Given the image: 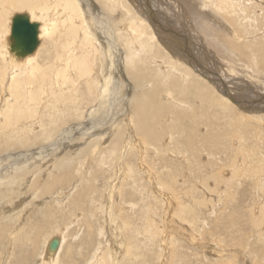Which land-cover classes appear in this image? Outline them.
Masks as SVG:
<instances>
[{
  "label": "bare ground",
  "instance_id": "bare-ground-1",
  "mask_svg": "<svg viewBox=\"0 0 264 264\" xmlns=\"http://www.w3.org/2000/svg\"><path fill=\"white\" fill-rule=\"evenodd\" d=\"M248 1L250 0H197L202 10L210 2L216 3L213 8V16L216 20L211 19L208 23L205 14L200 15L201 21L207 25L208 29L203 33L209 36H207L208 45L206 44L209 50H206L205 54L217 59L208 66L204 61H199L202 59L201 56L196 58L192 49H181L174 41H166L165 38L168 39L169 36H159L160 39H157V31L149 24L153 12L149 7L148 9L146 7V10L143 7L142 9L141 4L139 6L136 0H0V149L13 148L14 151L15 149L27 151L35 145L32 143H38L36 144L38 146L40 143L47 144L56 135L64 137L76 134L86 138L84 144L75 142L78 145L73 151L64 152L62 155H57L55 152L49 154L52 161L49 166H46L45 171L51 173L46 180L41 179L44 182L38 187L37 183H33L36 169L33 170L27 160L19 159L22 155L27 158L28 155L25 153L18 154L14 162L6 163L9 174L0 171V207H4L6 203L7 207H11L7 208V211L13 212L14 214L10 213L15 217L20 214L22 216L21 212L25 210L24 206L21 208L25 200H20L17 207L12 205L15 204L12 200L15 187L18 189L20 186L25 187L29 182L30 185L33 183L34 189L48 192V189L68 180V184L71 183L72 180L70 181L69 178L73 177L75 171L78 176L77 180H73L67 188V193L62 196H47L39 199L40 201L34 196V202L41 204L38 215H43L38 222L21 220L27 223L21 228L0 221V264H12L11 260L14 264H28L27 261L31 260V256L33 264H77V256L74 257L71 250L66 248L68 240L66 226L61 229H58V225L55 227L58 235L55 231L54 237L59 239V243L53 252L48 251V244L54 237L43 239L42 246L40 245L41 250L37 249L38 254L34 251L35 246H32L34 249H30L34 257L31 254L27 255L25 250H21L16 256L19 259L15 260L11 246L31 242L30 234L41 230L40 223L45 221L44 217L48 218L49 212L51 218L54 217L49 207L51 202L48 205L46 198H51L56 206L63 208L66 200L73 197L79 205L77 211H81L83 210L79 202L81 190L76 192L79 184L86 181L83 185L91 191L97 177L104 176L105 173L107 182L104 193L101 195L102 200L98 199V202H94L91 197L93 208L90 213L92 217L94 213L101 212L107 215L108 222L99 229L103 245L100 244L96 248V242L93 240V224L89 220L90 217L83 213L80 214L82 215L80 220L81 222L85 220L87 224L88 241L76 233L74 238L79 239L77 241L79 244L76 243L74 247H78L76 249L78 252L79 248L82 249L85 244H90L91 252L82 255L85 264H119L122 258L130 254L133 255L130 256V260L139 261L143 253L140 243L136 242L137 234L135 238L133 235L135 231L140 235L141 229L145 226L141 228V225H135L137 224L135 220L139 219L137 210L135 214L138 218L132 221L124 216L126 220L119 221L118 218L121 217L119 207L123 210L134 209L135 193L142 195L146 187V180L144 181L146 171H149L150 180L153 176L156 182L161 180L153 169L145 167L144 154L148 152V145H154L153 155L169 153L166 145L163 146V143L157 145V142L166 140L165 136L171 139L173 135L175 145L169 150H173L175 154L177 151V155L180 154L181 157L187 154V157L183 158L186 159V164L187 160L201 163L202 154L210 158L219 153L222 154L225 150H219L218 146H224L226 140L229 144L235 140L236 152L234 150L231 155L227 153L230 163L219 167L221 169L230 166V176L226 178L220 174L218 179L223 182L229 180L231 184L232 178L235 180L247 170L250 173L247 178L252 179V182L264 189V150L258 157L256 156L257 158L253 155V152H256L254 147L257 141L254 138L260 134L264 135L261 132L264 129V105L253 103L255 98L258 101L257 95H260L262 90L257 91L259 93L254 91L253 97L247 95L245 99L243 98L244 101L240 98V101H243L240 106L246 110L244 113L235 107L239 99L237 96L241 92L236 94L232 87L229 89L226 85L231 83L232 75H241L242 79L244 77L247 81H252L253 87L264 86L262 78L264 76V3L251 4ZM223 8H227L228 19L233 24L231 27L225 28L224 23L218 22ZM17 13H26L31 21L38 24L37 47L32 53L23 57L15 55L10 50L11 23L13 16ZM229 28L230 30L225 33V30ZM229 35H231L230 38ZM45 38L50 39L47 49L48 51L50 48L51 54L48 57L50 61L40 62L37 56L43 52ZM41 40H43L42 43ZM210 46L219 53H225L227 61L216 56ZM219 60L226 62V70L217 73L218 67H223ZM237 64L241 65L239 70L235 67ZM241 78L236 79L241 80ZM250 90L253 89L250 88ZM115 102L121 105V110H116L117 113L111 109ZM43 104H45L44 109ZM87 106L90 107L86 111ZM35 126L39 127L36 132ZM61 138H59L60 142L64 140ZM54 143L47 145L52 146ZM261 147L264 146L261 145ZM41 152L34 151L36 154ZM234 153L241 156L233 157ZM32 154L33 152L30 156ZM36 158L43 159L39 155ZM156 158L160 161L159 157ZM162 160L166 161V158L163 156L160 162ZM178 160L181 159L178 158ZM209 161L208 164L207 162L204 164L209 167L218 166L214 164L212 158ZM259 161L263 163L258 165ZM177 162L180 163V161ZM164 163L171 166L173 162L171 160V164L168 161ZM174 165L176 167L178 164ZM194 166L197 167V164L195 163ZM109 167L111 170L108 173ZM191 167L188 173L190 172L193 178H200L202 183L210 178H216V173H219L214 170V167L210 173L208 172L210 168L208 171L205 170L206 172L198 168L205 172L204 175L199 173L202 175L200 177ZM200 167L203 166L200 165ZM178 170L177 166L176 175L180 172ZM254 171L258 172V175ZM24 178L27 182L23 184ZM126 182L130 184V189L124 187ZM147 183L149 184L148 181ZM167 186L172 189L171 183ZM191 187L194 188L193 185ZM192 192V189H187L185 193L183 191L187 197ZM35 193L37 197H41L42 191ZM175 193H177L176 189ZM193 194V202L196 204L189 206L188 212L196 210V206H201L200 202L203 203L206 198L193 197ZM123 203L129 206H124ZM28 204L29 202L26 203L27 206ZM177 204L181 209H179L180 212L186 211L188 205L180 201H177ZM143 207L140 206L142 214ZM35 210L37 209L31 212ZM6 212L5 214L8 213ZM183 219L187 221L186 218ZM190 220L192 222L193 219ZM136 228L138 230H135ZM112 240L115 248L112 247ZM121 251H124V255ZM64 252L66 255L62 258ZM68 257H70L69 261H65L64 259Z\"/></svg>",
  "mask_w": 264,
  "mask_h": 264
},
{
  "label": "rangeland",
  "instance_id": "rangeland-1",
  "mask_svg": "<svg viewBox=\"0 0 264 264\" xmlns=\"http://www.w3.org/2000/svg\"><path fill=\"white\" fill-rule=\"evenodd\" d=\"M139 1L137 2V0H136V2L138 3L139 6L141 4V8L143 7L146 10V7H147V9L149 7L151 12H153L151 20L149 21L150 23L149 22L148 23L151 25L152 29L154 27V29L157 31V33L155 32L157 34V39H160L159 36H163V37L169 36L168 39L165 38L166 41H172V42L174 41L176 43V45H178V47H180L181 49H188V50L192 49L191 51H193V53L196 55V58L197 57L199 58L201 56L200 58H202V59H199V61H202V62L204 61V63H207L208 66L210 65V63L217 60L216 58H211L207 54H205L206 50H209L206 46V44L208 45L207 41H208L209 36L207 34L203 33L204 31H206L207 25L203 21H201V19H200L201 18L200 15L204 16V14H205V19L207 20L208 23L211 21V19L216 20L213 16L214 15L213 8H214V4H216V3L210 2L208 4V6L203 8V10H202V6L199 5L197 0H189V1L188 0H139ZM146 2H147V4H146ZM250 2H251V4H254L255 2L264 3V0H250V1H248V3H250ZM226 10H227V8L226 9L223 8L221 10V13H220L221 17H220V19H218V22H220V24L224 23V27L228 28V27L233 26V24H232L231 20L228 19L229 18L227 15L228 12ZM23 11H26V10H23ZM148 12L150 14V11H148ZM195 23H197V24H195ZM227 30L229 31L230 28L226 29L225 33L228 32ZM228 37L230 38L231 35H229ZM42 41L43 40H41V43H42ZM49 42H50V39L45 38L43 43H45L46 46H45V44H43V52H42L43 54L38 52L39 54L37 57H38V60H40V62H45V61L49 62L50 61L48 58L49 55L51 54L49 52L50 48L47 51V49L49 47ZM171 44H173V43H171ZM210 47L212 49V52H214L216 56H218L220 59L222 57L225 59V61H227V58H225V56H227V55L225 53H222V52L219 53L212 46H210ZM212 52H211V55L213 56ZM219 61L221 62V65L223 67L222 68L218 67L219 70L216 71L217 73H220V71L226 70L225 69L226 68V65H225L226 62L223 63V61H221V60H219ZM202 62H200V63L202 64ZM216 65H217V63H216ZM235 67L237 68V70H239L241 68V65L237 64V65H235ZM227 74H228V72H227ZM232 76H233V79H231V83L230 84L226 83V82L225 83L227 85V88L230 89L232 87L235 90L236 94L241 92L237 96L239 99L236 98L238 100L237 101L238 103H236V106H235L238 108V110L240 112L245 113V111H246L245 108H242L243 106H240V105L242 104V102L244 101V99L247 95L253 97L255 95L254 91L257 92L259 90H262L261 91L262 93L260 95H257L258 101L255 98L254 99L255 102H253V103L254 104L259 103L260 106L264 105V92H263L264 86L260 85L259 87H253L254 85H253L252 81L251 82H250V80L247 81V79H245L244 77H243V79H244L243 80L241 78V75L240 76L236 75L237 77L235 75H232ZM236 78H241L242 81L239 79H236ZM262 78L264 79V76H262ZM232 80H233V82H232ZM250 88L253 90H250ZM259 92H257V93H259ZM240 98L243 101H240L241 100ZM116 103L117 102L113 103L112 104L113 106L111 107V109H113L112 111L114 113H117V111L121 110V105L118 103H117L118 104L117 105ZM33 105H34V103H33ZM44 105L45 104L42 105L43 109L45 107ZM118 106H119V108H118ZM89 107L90 106H87L85 108L86 111H87V109H89ZM122 108H124V106ZM44 115H45V113H44ZM43 117H45V116H43ZM43 119L47 120V118H43ZM38 130H39V127L37 126L35 129V132ZM261 132L264 133V129H262ZM76 136H77L76 134H74L73 136H64V137L61 136L62 138H64V140H63L64 142L63 141L60 142L59 138H61V137L60 136L58 137L56 135L51 140H49L47 142V144L48 143L51 144L52 142H55L54 145H52L54 147H52L51 145H47L46 142L40 143V146L36 145L38 143L34 142L32 144H35V145L31 146L29 149H27V151L25 149L24 150L15 149V151H14V150H12L13 148L12 149H0V171L3 173H6L7 171H9L8 165L6 166V163L8 164V162H14L15 157L25 153L26 155H28V157L25 158L22 155L19 159L20 160H27L28 163L30 162V167H33L32 168L33 170L36 169L35 170L36 176L34 178L33 177L35 175L34 174L32 176V178L35 179V181H33V183L34 182L37 183V187H38L40 185V183L44 182L41 179L46 180V178H49L47 176H49V174L51 173V172L45 171V169L47 168L46 166H49L50 162L52 161L51 158L49 157V154H52L55 152V153H57V155H62L64 152L71 151V150L73 151L74 149H76V146L78 144H75V142L78 141V143H80V144L85 143L86 138H82L80 135L77 137ZM232 138H229V139H232ZM75 139H77V140L75 141ZM165 139L166 140H161L160 141L161 143L157 142V145H160L163 143L162 144L163 146L166 145V147H168L169 149H172L175 145L174 144L175 139L173 138V135L171 137L173 142L171 139H169V136H165ZM254 139H257V141H255V147L256 148L254 147V150L257 152V154H256V152H253V155H255L254 157L257 158L260 155V153H262L264 150V147H261V145L264 146V135H261V134L257 135V137ZM226 141H228V140H226ZM226 141L224 142L225 143L224 146L222 144H221L222 146H220V145L218 146L219 150H223V151L225 150L224 151L225 153L222 152V154L219 153L216 156L211 157L212 161L215 162L214 164H218V166L212 165V167L211 166L209 167L208 165H206V164H208V162H210L209 160L211 159L210 156L208 157V155H206V154H202L201 158H200L201 163L203 162V164H204L207 162L206 164H204L205 166L201 163L191 161L194 163L193 164V163L189 162V160H187L188 161L187 162L188 165H187L186 159H183V158L187 157V154H184L185 157H181L180 154L177 155L178 154L177 151L175 154V152L173 150L170 151L167 148L169 153L165 152L166 153L165 155H163V154L153 155L154 154V147H153L154 145L153 146L152 145L147 146L148 152L146 154H144L145 155V163L144 164L146 165L145 167H150L151 170L153 169L156 176L159 177L161 180L159 182L158 181L156 182L155 177L153 176L152 180H153V183H155V184L151 183L152 180H150V178L148 177L149 171H146L147 173H146V175H144V181L146 180V183H145L146 187H145L142 195L141 194L138 195V193H135L134 196L136 198H134V202H135V205L133 206L134 209L123 210L121 207H119L120 208L119 212L121 213V217L118 218L119 221H121V219H122V221L126 220L124 218V216H126L127 218H129L132 221L135 218H138L137 215L135 214V212L137 210L139 212V219L135 220V223H137L135 225L139 224V225H141V228L143 226H145L142 229L140 228L141 229L140 235H139V232H136V231L134 232V235H133L135 238V234H137L138 241L136 240V242L140 243L142 253H143V255L140 257V259H138L139 261L134 262V259L130 260L129 259L130 256H133L130 254V255H127L124 258H122V262L120 263V261H119L118 262L119 264H122V263L123 264H132V263H134V264H229V263L230 264H264V219H262V218H264V191H263L264 189H261L260 186H258L256 183L252 182V179L247 178L248 175L250 174L247 170L245 171L246 173L243 174L242 170L240 169V172H242V175L238 176V178H235L236 182H235L234 178H232L233 180L230 179L232 181L231 184H230L229 180H226L225 182H223V181L218 179L219 178L218 176L220 174H222L224 177L228 178L230 176V172H231L230 166L229 167L228 166L222 167L221 169L219 168L220 166H222L226 163L227 164L230 163L228 161L229 160L228 156L231 155V152H233L236 148L234 146L236 144L235 140L232 141L231 144H229V142H226ZM260 142H261V145H260ZM257 143H259V144L257 145ZM69 144H71V145H69ZM228 146H230V147H228ZM55 147H58V148H55ZM231 147H233V148L231 149ZM34 151H42V152H41V154H36V153H34ZM32 152H33V154H32V156H30ZM234 152H236V150ZM10 154H11V157H10ZM38 155L40 157H43V159L36 158V157H38ZM163 156L166 158V161L162 160V162H160L161 158H163ZM176 156H180L178 158L183 160V161L178 160V158H176ZM239 156H241V154ZM239 156H238V153L233 154V157H239ZM156 157H159L160 161ZM219 158L221 161L219 160ZM170 159L173 162L171 165L172 167L170 165L167 166V165H165L166 163H164V162L168 161L171 164ZM177 161H180V163ZM219 161L223 164H221ZM261 162L259 161L258 165L263 163V162L262 163ZM175 163L178 164V165H176V167L178 166V168H179L178 171H180V172H178V174L180 173V175H178V174L176 175V172H175L176 167L174 165ZM195 163L197 164V167L194 166ZM200 165L203 167H207V168L200 167ZM252 166L253 165H251V167ZM105 167H107V166L105 165ZM190 167L194 172L197 171L195 173L196 175H200L199 173H202V175H204V173L206 172L205 170H207V171L209 170L208 168H210V170L208 171L209 173L211 171H213L214 168H215L214 170H216V172L218 171L219 173H216L217 174L215 176L216 178H214V177L212 179L210 178V179H208L202 183V182H200V178H193L192 174H190V172L188 173V171H190V169H189ZM251 167H249V168H251ZM185 168H187V170ZM198 168L203 169L205 172L203 170H199ZM107 170L109 173L111 170L110 167ZM200 171H203V172H200ZM53 172H54V174H56L55 170H53ZM254 173H256V171H254ZM7 174H9V173L7 172ZM150 174H152V173H150ZM256 174L258 175V172ZM202 175H200V177ZM106 176H107V174L105 173L104 176L97 177L96 182L93 183L94 187H93V189H91V191H89V189L84 187L83 184H86V181H85V183L83 182V184H81V185L79 184V187L77 188L76 192L79 189L81 190V198L79 199V202L81 203L80 207L83 208V210H81V211H77V209L79 208V205L73 200V197L69 196L70 198L66 200V202L63 205V208H61L60 206H56V204L54 203V201L51 198H46V200L48 201L47 202L48 205L51 202L49 207L52 208V209L50 208V210H52L54 217L51 218L50 212H49V214L47 213L48 218L44 217L45 221H41V223H40L43 226V227L41 226V230H40L42 234L40 233L39 230L35 231L37 233V235L35 232H33L34 234L33 233L30 234V238L32 239L31 242H28V243L25 242L23 245L18 244V246L13 244V246H11L12 247V253L15 256V260L17 259L16 256L20 254L21 250L22 251L25 250V253L27 255L31 254L34 257V254L32 252V250L34 248H32V246H35L34 251L37 252V254H38L39 251L41 250V248H40L42 246L41 242H43V239L45 237H49V238L54 237L55 231H57L56 233L58 235V230L55 229V227H57V225H58V229H61L63 226H66V228H67V230H66V232H68L67 233V236H68L67 239L68 240L66 243L67 244L66 245L67 250L70 249L71 252L73 253L74 257L77 256V259H78V262L76 261L77 264H85L83 262L82 255L91 252L90 244L89 243H87V245L85 244L84 248H82V249L79 248V251L77 252L76 249L78 247L75 248L74 246L76 243H78L77 241L79 239H77V238L75 239L74 237H75V234L77 233V234H79V236L82 239L85 238V241H88L89 236H88V232H87V229H88L87 224H86L85 220L84 221L82 220V222L80 220L82 218V215H80V214L84 213L85 215L88 216V218L90 217L89 220L93 224L92 226H93L94 231L92 229H91V231H93V240H95V242H96L95 243L96 248H98V246L100 244L103 245V240H102L103 238H102V235L100 236V234H99V229L102 226H104L105 223L108 222V220H106L107 215H106V213L102 214V212H101V213H94V216L92 217L90 215V213L92 212L91 209L93 208L92 207L93 203L91 202V197L93 198L94 202H98L99 200L100 201L102 200L101 195H102V193H104V186L107 182ZM73 177L69 178L70 181L71 180L73 181L76 178H78L76 171L74 172ZM176 177H178V178H176ZM68 181L60 184L59 186L56 185L52 189H48V192H47V190L44 192V190L34 189L33 185H32L33 183L30 185L29 182L26 184L25 187L20 186L19 189L17 187H15V189H16L15 194L12 192L13 193L12 194V196H13L12 200L15 201V204L12 202L13 203L12 205L17 207V203H19L20 200H25L21 206V208L24 206L25 208L23 207V209H25V210L23 212H21V213H23L22 216L20 214L19 216L15 217V216H12V214H14L13 212L10 211L12 213L11 214L10 212L7 211V208H11V207L9 205H8L9 207H7V204L4 203L5 204L4 207L2 206L3 209H1L2 207H0V209H1L0 210V217L3 216V218H5L6 220L4 221L3 218H0L1 223L4 222V223L12 224V225L14 224L13 226H15V227L23 228L25 224L27 225V223H24L26 221L30 220L32 223H34V222L36 223V221L38 222V219L40 220V216L43 217V215L42 214L38 215V212H39L38 209H39V206L41 204H39V202H37V201L34 202L35 201V200H33L34 196L36 197V199L38 201H40L39 199H41L43 197H47V196H52V197L62 196V194L67 193V191H68L67 188L72 183V181H71V183L69 182V184H68ZM147 181L149 182V184L147 183ZM181 181L183 184L181 183ZM26 182H27V179L24 178L23 184ZM184 182H185V184H184ZM157 183H159V184H157ZM168 183H171L172 189H169V187L167 186ZM192 185L194 186V188L191 187ZM205 185L207 186L208 190L206 189ZM64 186H66V187H64ZM124 187L130 189V184L128 182H126ZM32 188L34 190H32ZM175 189H176L177 193H175ZM187 189L193 190V192H192V194L194 193L193 197L197 196L200 199L203 197L204 198L206 197L205 200H203L204 204L200 202L201 206H199V205H198L199 207L196 206V208H195L196 210H193L192 212H188V207L193 206L194 204H196V202H193L192 194H190L188 197H187V194H184ZM17 190H19V191L17 192ZM24 190H26V191H24ZM40 191H42V193H40L41 197H37L36 196L37 193H35V192H40ZM62 191H63V193H62ZM183 191H184V193H183ZM208 191H210V192H208ZM227 191H228V193H226ZM31 193L34 195H32ZM42 195H44V196H42ZM190 196H191V199H190ZM121 200H123V199L121 198ZM251 200H253V201H251ZM177 201H180L184 205H188L186 207L185 212L184 211L180 212L181 209L179 208ZM28 202H29V204L27 206L26 203H28ZM8 204H11V203H8ZM33 204H35V205H33ZM123 204H124V206H126V205H127V207L129 206V204H126V203H123ZM140 206H144L143 207V209H144L143 214L140 213V211H141ZM4 208H6V209H4ZM33 209H37V210H35V211H37V213H34L35 211L31 212V210H33ZM261 209H263V210H261ZM2 211H4V212H2ZM5 212L8 214L9 217L11 216L12 219H11V217L9 218L7 216V214H5ZM208 212H210V213H208ZM1 213H2V215H1ZM63 213H65V215H62ZM104 216H105V218H104ZM260 217H261V219H260ZM183 218H186L189 223ZM190 219H193L194 221L192 220V222H191ZM21 220L24 222H22ZM79 222H81V223H79ZM203 225H205V226H203ZM151 226H153V227H151ZM42 228L44 230H42ZM145 228H146V230H143ZM18 229H20V228H18ZM135 230H138V228H136ZM193 236H194V239H193ZM34 240H35V242H34ZM224 240H225V242H224ZM32 242H34V243H32ZM111 244H112V247L115 248L113 240H112ZM30 248H32V250ZM126 248H127V246H126ZM0 249H1V246H0ZM121 253H123V255H124V251L123 252L121 251ZM65 255H66V253L64 252L62 254V258H64ZM218 255H221V256H218ZM176 256H177V258H176ZM30 259L31 260L27 261V263L33 264V262H31L33 260L32 256ZM69 259H70V257H68L67 259H64V260L69 261ZM65 261H63V262H65ZM11 263L14 264V262L12 260H11Z\"/></svg>",
  "mask_w": 264,
  "mask_h": 264
},
{
  "label": "water",
  "instance_id": "water-1",
  "mask_svg": "<svg viewBox=\"0 0 264 264\" xmlns=\"http://www.w3.org/2000/svg\"><path fill=\"white\" fill-rule=\"evenodd\" d=\"M38 24L30 20L26 13H17L12 18L9 36L10 50L15 55L23 57L32 53L38 44ZM59 239L54 237L48 244V251L53 252L58 247Z\"/></svg>",
  "mask_w": 264,
  "mask_h": 264
}]
</instances>
